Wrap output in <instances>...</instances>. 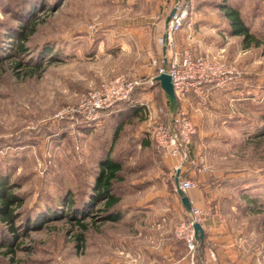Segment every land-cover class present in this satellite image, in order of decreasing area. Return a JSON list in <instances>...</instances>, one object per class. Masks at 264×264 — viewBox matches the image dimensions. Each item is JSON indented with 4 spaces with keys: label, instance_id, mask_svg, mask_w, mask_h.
<instances>
[{
    "label": "rangeland",
    "instance_id": "374dc122",
    "mask_svg": "<svg viewBox=\"0 0 264 264\" xmlns=\"http://www.w3.org/2000/svg\"><path fill=\"white\" fill-rule=\"evenodd\" d=\"M45 1L20 40L6 33L28 18L21 8L27 1L0 0V175L9 176L13 192L24 197L15 208L25 214L70 212L72 205L79 211L30 231L14 253L0 248V264H163L172 244L183 261L196 264L195 251L172 233L188 216L174 189L179 161L172 164L150 142L147 109L141 112L137 99L153 90L150 99L155 112L162 107V123L177 107L170 108L152 80L161 43L140 26L163 24L177 0ZM220 2L238 7L252 32L264 37V0H190L188 22L195 21L203 38V55L237 73L219 86L208 83L205 101H186L196 126L191 154L197 164L184 166L179 176L193 180L187 193L204 222L213 216L239 224L241 234L249 229V244L243 243L249 264H264V48L245 47L227 33ZM117 76L143 82L129 102L94 121L57 116ZM133 105L139 112L128 108ZM108 156L121 163L114 187L125 215L117 222L102 220L104 203L89 204L100 162ZM80 222L89 224L83 241Z\"/></svg>",
    "mask_w": 264,
    "mask_h": 264
},
{
    "label": "built area",
    "instance_id": "2783aa9c",
    "mask_svg": "<svg viewBox=\"0 0 264 264\" xmlns=\"http://www.w3.org/2000/svg\"><path fill=\"white\" fill-rule=\"evenodd\" d=\"M189 8L190 0H177L174 3L172 7L174 12L160 38L164 52L158 61H153L157 64V75L160 73L170 75L177 107L171 112L169 122L162 123L157 120L158 112L163 111L162 107L157 109V113H153V110L146 106V114L150 121L149 137L158 151L164 155L174 156L179 161L174 167L176 171H180L184 166L195 167L197 164L191 154L196 126L184 106L186 101L190 97L205 101L207 97L205 87L208 83L219 86L229 82L237 73L233 65L218 62L206 54L194 55L190 47H181L177 44L175 36L182 30ZM187 38L191 40L192 36L188 34ZM138 85H143V82L123 76L114 77L89 90L76 104L63 108L57 116H76L88 121L98 120L103 111L111 109L117 102L129 99L130 94ZM178 179L179 188L184 192L194 187V182L190 178L179 176ZM190 204L187 218L179 221L172 233L175 238L185 243L190 253H193L198 244V235L194 225L200 224L203 227L205 215L191 200Z\"/></svg>",
    "mask_w": 264,
    "mask_h": 264
},
{
    "label": "trees",
    "instance_id": "16d2710c",
    "mask_svg": "<svg viewBox=\"0 0 264 264\" xmlns=\"http://www.w3.org/2000/svg\"><path fill=\"white\" fill-rule=\"evenodd\" d=\"M26 1L27 2L22 4L21 8L27 11L26 16H28V18L23 19L24 21H22V25H20V28L14 27L15 29H11L10 33L7 32V37H15L22 40V38L24 37L23 34H25L24 30L28 29V27L31 26L32 21H28V19H32L33 16H35L39 11H42L46 6L45 0ZM218 8L226 19L227 33L230 36L240 37L241 43L245 47L262 46L264 48V37L261 40L259 36L256 35V33L252 32L251 25L246 22L238 7L227 2H220L218 4ZM188 19L189 17L187 16L184 24L188 22ZM18 48L20 50H25L23 43L18 42ZM154 82L156 86L161 89L158 81H156L155 78ZM140 88L141 85L136 86L133 92L130 94L129 99L117 102L115 106L121 102H129L128 100H130L132 95H134V93H137ZM164 94L166 95V97H168L165 92ZM139 98L140 97H137V99ZM132 107L128 108H131L133 112L138 111L137 105H133ZM106 111H103V113ZM117 129L118 128H116L115 130V134ZM149 140L150 142H152L150 137ZM120 168L121 163H119L116 159L108 156L101 160L99 170L95 176L92 191L90 193L91 198L89 204L91 206L94 203H104V207L102 209L104 211V214L101 216L102 220L104 221L117 222L122 218V216L125 215V211L118 206L120 196L116 193V189L114 187V181L118 178L117 171L120 170ZM188 198L190 200L189 196ZM23 204L24 197L18 193L13 192V185L10 181V177L7 175H0V221H2L3 223L2 225H0V248H5V254L14 253L17 247L18 240L23 236H28L30 231L43 228L44 224L52 219H60L63 216L73 217L79 211L75 210L73 205L71 206V209L69 208L70 212H67L68 210H66L65 212L60 213V211L49 208L48 210L40 214L38 218H35L30 215V213L25 214L23 211H20V208H15L21 207ZM69 205L70 203H68L67 209ZM80 223L84 230L82 234L78 235V239L83 241L85 237L84 232L89 227V224L85 222ZM207 248L208 247L206 244L204 233L202 238L198 236V244L195 249L196 264H204Z\"/></svg>",
    "mask_w": 264,
    "mask_h": 264
},
{
    "label": "crops",
    "instance_id": "0c3cea01",
    "mask_svg": "<svg viewBox=\"0 0 264 264\" xmlns=\"http://www.w3.org/2000/svg\"><path fill=\"white\" fill-rule=\"evenodd\" d=\"M194 22L195 21H190V23L187 22V24H184L182 30L176 34L175 40L181 47H190L194 55L198 56L203 55L206 48L205 45H203V38L195 29L196 25H194ZM140 26H142V28L149 27L150 29H152L151 31H153L155 40L157 42H160V38L162 37L164 29L166 27V21H164L163 24H160L159 21H140ZM188 34L192 36L191 40L187 38ZM159 51L161 54L164 52V48L162 45L159 46ZM152 91L153 90L147 92L144 95H140L138 101L142 106L141 112L144 111V106H148L151 109L154 108V104L150 99V96L153 95ZM153 113H155V110L153 111ZM166 157L172 164L177 161L174 156L166 155ZM169 194L170 196L173 195L172 193ZM186 194L190 197L187 192ZM190 200L193 202V204H196L191 197ZM213 218V216L209 217L203 224L205 240L210 241V247L207 248L205 260L209 258V264H249V249H247L245 245H243L244 242H246V245L249 244V229H246V231L241 234L240 231L242 230V228L240 229L239 224L235 226L230 222L228 224L225 219L221 220V218H219V221H216ZM180 242L184 245V242L182 240ZM167 247H169L167 248V254L169 256L167 255L168 259L166 258V262H162L163 264H190L189 260H186L185 262L183 261L182 257L176 255V250L178 247L173 244L168 245ZM210 257H212L213 261H211Z\"/></svg>",
    "mask_w": 264,
    "mask_h": 264
},
{
    "label": "water",
    "instance_id": "95a60500",
    "mask_svg": "<svg viewBox=\"0 0 264 264\" xmlns=\"http://www.w3.org/2000/svg\"><path fill=\"white\" fill-rule=\"evenodd\" d=\"M173 12H174V9H171L166 19V25L168 24L170 16L173 14ZM155 80L158 81L161 89L168 95L169 101H170V107L173 110L176 107V97H175V93H174L173 86L171 83L170 75L168 73H160L155 76ZM178 178H179V171L176 172L174 185H175L177 195L179 196L183 206L185 207L186 211H189L190 206H191L190 200L186 192H184L183 190L179 188ZM194 228H195L196 234L200 238H202L204 234L203 227L200 224H195Z\"/></svg>",
    "mask_w": 264,
    "mask_h": 264
}]
</instances>
